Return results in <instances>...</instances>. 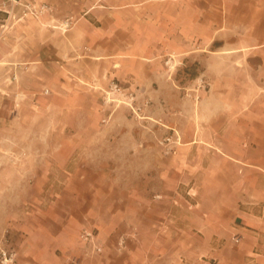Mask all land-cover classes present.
Returning a JSON list of instances; mask_svg holds the SVG:
<instances>
[{
    "label": "rangeland",
    "instance_id": "1",
    "mask_svg": "<svg viewBox=\"0 0 264 264\" xmlns=\"http://www.w3.org/2000/svg\"><path fill=\"white\" fill-rule=\"evenodd\" d=\"M16 1L19 4L0 0V245L16 254L10 264L18 261L16 248L22 234L13 232L18 230L13 227L12 231V224L24 219L22 209L29 200L40 204L36 187L25 182L23 175L30 170L51 169L48 160L53 158L52 146L57 143L65 146L58 155L62 165L54 167L57 180L47 185L62 191L56 205L60 214L71 216L91 205L90 201L85 205L69 197L68 187L76 195L81 188L65 181L68 172L75 169L79 174H90L92 182L82 183L81 189H91V201L96 196L93 218H119L112 224L116 227L108 236L109 248L103 245L101 251L97 249L102 258L107 255L109 264H149L155 254L152 243L168 234H183L184 254L199 250L195 239L207 233L197 227L201 217L197 211H203V201L212 206L209 201L227 189V178L233 174L225 180L216 175L218 159L225 157L238 165L235 180L241 189L248 164L264 159L261 147L256 149L245 132L250 131L251 118L260 124L259 129L264 126L256 118L264 111L260 54L213 56L224 42L206 43L198 55H189L183 62L167 59L169 80L175 85L167 80L166 85L132 86L113 79L108 87L67 85L49 87L48 93V87L41 83L44 75L35 63L37 46L28 37L30 17L43 19L24 15L23 4L36 2ZM66 19L54 25L61 26ZM31 34L35 37L36 31ZM113 81L125 95H107ZM195 141L199 143L192 145ZM72 156L76 164L64 165V159ZM136 190L140 194L134 197L132 191ZM52 200L46 196L44 205ZM166 221L173 226L172 232L163 225ZM180 222L186 223L187 229L178 230ZM85 231L93 234V240L100 229L80 232L81 242L88 245L91 241L84 240ZM163 250L157 252L163 254ZM209 257L204 259L214 263Z\"/></svg>",
    "mask_w": 264,
    "mask_h": 264
},
{
    "label": "crops",
    "instance_id": "2",
    "mask_svg": "<svg viewBox=\"0 0 264 264\" xmlns=\"http://www.w3.org/2000/svg\"><path fill=\"white\" fill-rule=\"evenodd\" d=\"M29 1L47 3L56 9L53 18L44 17L38 21L30 17L28 22V37L32 40L29 42L37 46L35 63L44 75L41 83L48 87V93L49 87L61 89L67 85L72 88L83 85L108 87L113 79L143 87L166 85L167 80L172 84L167 59L178 58L183 62L189 55H198L206 43L224 42L212 52L213 56L232 57L242 53L248 56L257 52L262 59L259 70L264 69V0ZM5 11L9 12L8 9ZM68 17L72 18L70 29L63 32L60 26L54 25ZM31 27H36L35 37ZM172 58H169L170 62ZM256 81L255 78V84ZM256 118L264 125V111ZM251 121L252 118L248 122L250 131H245L249 134L247 137L251 144H256V149L261 147L264 152V126L259 129L260 124ZM62 148L65 150L59 143L52 146L54 156L48 160L51 169L30 170L23 175L25 182L36 187L34 192L40 198V204L35 205L37 200H29V205L22 209L24 219L12 224L11 230L13 227L18 230L13 232L22 233L17 242L19 257L16 264H109L107 255L102 258L97 249L103 245L106 250L109 248L108 236L116 227L112 224L119 218L113 219L116 215L107 221L93 218L96 196L91 201L88 199L91 189H81L84 188L82 183L92 182L90 174H79L75 169L68 172L65 181L78 183L81 187L77 195L68 187L69 197L77 198L85 205L91 202L90 207L80 208L71 216L63 217L57 207L62 191L48 189L47 184L57 180L55 172L62 165L58 156ZM73 158L64 159L63 164H76L77 159ZM253 161L248 164L249 168L259 167L260 170L247 167L245 186L241 189L235 180L238 165L225 157L218 159L214 169L216 175L225 180V176L233 174L227 178V189L220 190L217 198L209 201L212 206H205L203 201V211H197L201 216L197 227L206 231L207 236L194 238L197 242L194 245L202 248L184 254L186 241L183 234H177V237L168 234L152 243L155 254L150 256L148 263L264 264V159ZM132 192L134 197L140 194L137 190ZM46 196L53 199L50 205H44ZM163 225L172 232L170 223L166 221ZM84 228L100 229L88 245L80 240ZM185 229L187 224L180 222L178 230ZM203 246L207 248L203 249ZM161 248L163 254L157 252ZM206 256L215 262L204 259Z\"/></svg>",
    "mask_w": 264,
    "mask_h": 264
},
{
    "label": "built area",
    "instance_id": "3",
    "mask_svg": "<svg viewBox=\"0 0 264 264\" xmlns=\"http://www.w3.org/2000/svg\"><path fill=\"white\" fill-rule=\"evenodd\" d=\"M16 3L19 4L16 0H14ZM24 7V15H33L36 18H44V17H53L54 15V7L47 3H32L27 2L26 4H23ZM72 25V18H67L65 21L62 22V25L60 26V29L62 30H68L71 28ZM107 95H117L120 97V95H125L124 91L120 87L118 83H111L110 90L107 91ZM128 98L134 99L132 96H128ZM131 101V100H130ZM93 237V234L91 232L85 231L83 233V238L86 242L91 241ZM98 251H101V248H98ZM16 254L15 253H9L5 249H3L0 245V263L1 264H10L14 261Z\"/></svg>",
    "mask_w": 264,
    "mask_h": 264
},
{
    "label": "trees",
    "instance_id": "4",
    "mask_svg": "<svg viewBox=\"0 0 264 264\" xmlns=\"http://www.w3.org/2000/svg\"><path fill=\"white\" fill-rule=\"evenodd\" d=\"M220 46V45H219Z\"/></svg>",
    "mask_w": 264,
    "mask_h": 264
}]
</instances>
